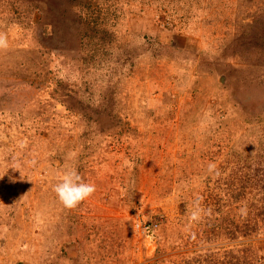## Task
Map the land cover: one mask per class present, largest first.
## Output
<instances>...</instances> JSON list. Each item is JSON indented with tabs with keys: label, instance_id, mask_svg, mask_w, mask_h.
I'll use <instances>...</instances> for the list:
<instances>
[{
	"label": "rangeland",
	"instance_id": "374dc122",
	"mask_svg": "<svg viewBox=\"0 0 264 264\" xmlns=\"http://www.w3.org/2000/svg\"><path fill=\"white\" fill-rule=\"evenodd\" d=\"M0 33V264H264V0H0Z\"/></svg>",
	"mask_w": 264,
	"mask_h": 264
},
{
	"label": "clouds",
	"instance_id": "9594fccd",
	"mask_svg": "<svg viewBox=\"0 0 264 264\" xmlns=\"http://www.w3.org/2000/svg\"><path fill=\"white\" fill-rule=\"evenodd\" d=\"M8 46L7 35L0 33V50H6ZM208 171L218 174L215 163L210 162L208 164ZM53 191L65 208L73 209L91 198L96 191V186L94 183L85 182L77 169L70 168L63 173L61 180L54 185ZM202 211L203 209L199 207L198 203L194 204L190 219L193 221L198 220Z\"/></svg>",
	"mask_w": 264,
	"mask_h": 264
},
{
	"label": "built area",
	"instance_id": "2783aa9c",
	"mask_svg": "<svg viewBox=\"0 0 264 264\" xmlns=\"http://www.w3.org/2000/svg\"><path fill=\"white\" fill-rule=\"evenodd\" d=\"M136 228H137L139 231H140L141 229H143L144 231L149 230L148 227L145 228L143 225H141L140 221H138V222L136 223Z\"/></svg>",
	"mask_w": 264,
	"mask_h": 264
}]
</instances>
